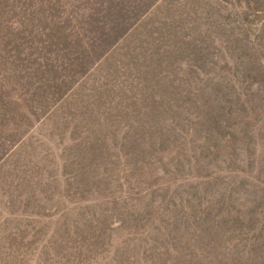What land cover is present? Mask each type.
I'll list each match as a JSON object with an SVG mask.
<instances>
[{
	"label": "rangeland",
	"instance_id": "374dc122",
	"mask_svg": "<svg viewBox=\"0 0 264 264\" xmlns=\"http://www.w3.org/2000/svg\"><path fill=\"white\" fill-rule=\"evenodd\" d=\"M0 264H264V0H0Z\"/></svg>",
	"mask_w": 264,
	"mask_h": 264
}]
</instances>
